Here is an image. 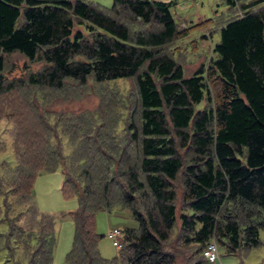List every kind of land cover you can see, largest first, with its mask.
Returning <instances> with one entry per match:
<instances>
[{
  "label": "trees",
  "instance_id": "obj_1",
  "mask_svg": "<svg viewBox=\"0 0 264 264\" xmlns=\"http://www.w3.org/2000/svg\"><path fill=\"white\" fill-rule=\"evenodd\" d=\"M221 1L235 14L219 29L214 58L185 75L164 50L185 36L170 2L112 0L105 8L88 0H0V115L6 118L9 110L15 126V166L0 173L10 251L33 249L39 237L27 264L51 263L54 217L36 211L32 194L39 175L57 170L61 197L76 200L75 210L60 215L73 226L64 264H180L190 245L197 248L181 264H203L212 241L239 258L260 244L264 0ZM12 53L43 68L8 81L3 55ZM119 79H133L135 88L120 130L96 123L93 114L84 127V116L50 122L34 91L65 93L69 86ZM22 87L33 90L31 96L6 101ZM64 136L73 142L67 153ZM115 209L127 210L136 227L117 230L121 248L105 259L95 216ZM176 219L177 241L170 248Z\"/></svg>",
  "mask_w": 264,
  "mask_h": 264
},
{
  "label": "rangeland",
  "instance_id": "obj_2",
  "mask_svg": "<svg viewBox=\"0 0 264 264\" xmlns=\"http://www.w3.org/2000/svg\"><path fill=\"white\" fill-rule=\"evenodd\" d=\"M98 3L100 6L109 8L112 0L108 4H102L103 0H88ZM170 2V12L180 32H185V36L174 40L168 44L164 50L173 55V58L179 63L185 75L193 73L199 66H207L209 61L214 58L212 54L213 46L219 41V29L229 21L234 12L231 11L221 0H161ZM4 69L3 76L8 80H25L30 72H35L43 68L42 63L30 62L17 53L3 55ZM39 108L47 109L50 122L59 119L58 116L67 117H88L93 114L96 123L107 124L112 129L120 130L128 120L129 111L135 101V88L133 79H119L105 82L95 86L92 82L87 83L82 88L69 86V89L63 92H48L45 89H37ZM33 90L24 87L17 89L16 92L9 94L12 102L27 99L31 96ZM5 105V103L3 104ZM19 110V109H18ZM24 110V109H22ZM50 110V111H49ZM6 111V118L0 115V173L5 169H13L15 158L12 153V137L14 127L9 120V110ZM22 112L18 111L17 118L23 119ZM53 120V121H52ZM89 119L81 120L79 123L87 126ZM64 123V122H63ZM66 123L68 131L74 128L73 122ZM79 124V125H80ZM65 125V123H64ZM59 129V128H58ZM118 132V131H117ZM71 134V133H70ZM64 151L70 152L73 142L66 136L62 137ZM5 172V173H9ZM5 175V174H3ZM62 177L60 170L54 173L39 175L33 183L32 204L40 214H48L54 217L55 222V244L52 252L50 264H64V254L69 249L73 226L72 223L60 215L73 211L76 208L75 198L63 199L59 192ZM177 181L176 196V214L180 212L181 189ZM4 211L2 200L0 198V264H27V255L39 245V237L36 239V245L33 249L22 245L13 247L9 250L6 233L8 227L4 221ZM136 222L131 218L127 210L115 209L110 213L98 212L95 216V230L102 235L98 241V251L100 256L105 259L117 257L122 242L119 233L124 228H135ZM179 230V221L176 219L175 226L171 236L170 248L175 245ZM260 244L243 253L239 258L236 254H228L222 247L217 248V259L214 262L207 261L203 264H264V227L259 229ZM197 246L190 245L182 250L181 258H178L180 264L182 257L186 259L191 257ZM187 260V259H186ZM39 264V263H38Z\"/></svg>",
  "mask_w": 264,
  "mask_h": 264
},
{
  "label": "built area",
  "instance_id": "obj_3",
  "mask_svg": "<svg viewBox=\"0 0 264 264\" xmlns=\"http://www.w3.org/2000/svg\"><path fill=\"white\" fill-rule=\"evenodd\" d=\"M116 233L118 234L117 231ZM203 254L207 258V261L214 262L218 257L216 244L213 241L208 243Z\"/></svg>",
  "mask_w": 264,
  "mask_h": 264
},
{
  "label": "crops",
  "instance_id": "obj_4",
  "mask_svg": "<svg viewBox=\"0 0 264 264\" xmlns=\"http://www.w3.org/2000/svg\"><path fill=\"white\" fill-rule=\"evenodd\" d=\"M157 1H161V0H157ZM102 2H103L102 4H106V2L109 4L110 3V0H103Z\"/></svg>",
  "mask_w": 264,
  "mask_h": 264
},
{
  "label": "clouds",
  "instance_id": "obj_5",
  "mask_svg": "<svg viewBox=\"0 0 264 264\" xmlns=\"http://www.w3.org/2000/svg\"><path fill=\"white\" fill-rule=\"evenodd\" d=\"M207 255V254H206Z\"/></svg>",
  "mask_w": 264,
  "mask_h": 264
}]
</instances>
